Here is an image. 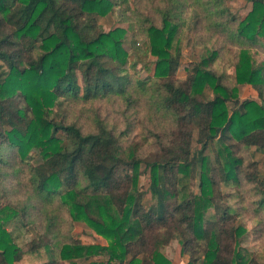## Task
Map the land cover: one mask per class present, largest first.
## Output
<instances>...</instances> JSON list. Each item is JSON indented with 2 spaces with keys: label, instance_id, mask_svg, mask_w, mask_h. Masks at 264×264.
<instances>
[{
  "label": "trees",
  "instance_id": "trees-1",
  "mask_svg": "<svg viewBox=\"0 0 264 264\" xmlns=\"http://www.w3.org/2000/svg\"><path fill=\"white\" fill-rule=\"evenodd\" d=\"M123 1L0 0V68L7 67L0 69V197L1 169L10 153L27 164L31 199L42 204L35 208L57 203L72 222L86 223L108 242L73 239L60 245L52 239L56 216L50 212L54 219L25 251L7 227L16 226L20 235L21 216L32 206L4 203L0 264H20L26 254H46L40 264H171L163 249L173 240L189 255L187 264H260L242 247L248 229L225 201L222 186H240L245 178L264 211V163L246 164L238 155L240 146L264 155V60H258L256 48L261 45L264 53V0H252L245 19L234 17L232 34L242 48L232 88L210 68L218 51L178 79L184 22L167 13L162 27L146 31L156 60L145 68L153 77L133 78L123 48L126 30L105 32L100 24ZM132 80L135 92L150 94L171 119V132L157 135L158 150L149 157H126L121 147L126 133L99 116L87 132L52 117L59 100L131 102ZM245 85L257 93L254 99L239 98ZM143 164L150 172L147 192L139 185ZM143 254L147 257L140 258Z\"/></svg>",
  "mask_w": 264,
  "mask_h": 264
},
{
  "label": "rangeland",
  "instance_id": "rangeland-1",
  "mask_svg": "<svg viewBox=\"0 0 264 264\" xmlns=\"http://www.w3.org/2000/svg\"><path fill=\"white\" fill-rule=\"evenodd\" d=\"M252 0H124L119 6L114 7L107 16L100 18V24L105 32L117 28L126 30L123 48L128 53L130 73L135 79L146 80L153 77L151 68H145L146 64H153L155 57L150 55L147 39V29L154 25L162 27L163 18L167 14L177 21H183L180 28L181 42L179 54L180 68L177 77L184 80L188 70L195 62L202 58L210 57L213 51L219 52L216 62L210 65L217 75L223 76L222 82L231 87L235 85L233 74L237 62L239 50L242 45L233 36L238 21L241 20L253 9ZM259 52L258 60H264L263 48L256 47ZM7 69L6 65L1 68ZM0 70V71H1ZM133 81V80H132ZM135 82H129L130 90L133 92L132 101L128 102L122 98L98 99L88 103L59 100L53 110V119L66 124L76 123L85 132L91 130L97 116L108 122L110 126H116L117 130L125 132L121 140V147L126 157L130 153L138 157L146 158L158 150L157 135L169 130L171 132V119L158 109L154 100L144 93H136ZM210 96L212 94L208 93ZM257 93L249 86H241L239 98L241 100L254 99ZM59 136H61L59 134ZM238 148V155L243 157L245 163L259 161L264 163V155L255 148L250 150ZM9 162L2 167L4 178L2 182V197L0 204L12 203L23 206L29 203L28 214L21 216L24 227L19 235L16 226H8V230L14 234L17 243L25 250L31 248V243L41 234H44L45 227L51 218L56 216V226L52 239L60 241V245L77 239L83 244L107 245L108 242L99 236L86 223L72 222L67 210L60 208L57 203L41 206L39 199H31L33 191L29 185L28 167L19 159H14L12 154ZM33 165L37 164V153L32 152ZM139 185L143 192H147L150 185V172L143 164L141 166ZM197 185V183H195ZM197 193V186L193 187ZM222 195L225 201L232 204L238 211L239 221L248 229V234L242 240V247L249 250L256 256L260 264H264V211L258 206L259 195L253 184L241 179V185L234 187L222 186ZM145 204L149 205L150 195L145 194ZM45 208V209H44ZM209 213H212L211 210ZM22 214V213H21ZM31 222V223H29ZM54 223V221H53ZM26 226V227H25ZM163 253L170 259L171 264H187L189 255L182 252V245L179 240H173L169 246L163 249ZM147 257L145 254L140 258ZM47 255L31 256L26 254L20 264L44 263ZM107 259L106 257L102 258ZM61 264V263H60ZM69 264V263H62Z\"/></svg>",
  "mask_w": 264,
  "mask_h": 264
}]
</instances>
